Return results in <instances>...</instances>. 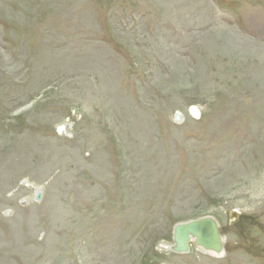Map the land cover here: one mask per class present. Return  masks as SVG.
Instances as JSON below:
<instances>
[{
  "label": "rangeland",
  "instance_id": "obj_1",
  "mask_svg": "<svg viewBox=\"0 0 264 264\" xmlns=\"http://www.w3.org/2000/svg\"><path fill=\"white\" fill-rule=\"evenodd\" d=\"M0 264H264V0H0Z\"/></svg>",
  "mask_w": 264,
  "mask_h": 264
},
{
  "label": "water",
  "instance_id": "obj_2",
  "mask_svg": "<svg viewBox=\"0 0 264 264\" xmlns=\"http://www.w3.org/2000/svg\"><path fill=\"white\" fill-rule=\"evenodd\" d=\"M179 120V115L176 116ZM239 218L237 211L229 213V224H234ZM194 242L197 247L206 251L222 252L223 239L219 225L213 218H203L185 224H179L174 231V251L187 253L189 243Z\"/></svg>",
  "mask_w": 264,
  "mask_h": 264
},
{
  "label": "bare ground",
  "instance_id": "obj_3",
  "mask_svg": "<svg viewBox=\"0 0 264 264\" xmlns=\"http://www.w3.org/2000/svg\"><path fill=\"white\" fill-rule=\"evenodd\" d=\"M191 111H192V114H193V116H195V118L197 117V115L199 114L198 113V111L196 110V109H191ZM180 117V116H179ZM65 128V127H64ZM239 215V214H238ZM185 224V223H184ZM223 239V238H222ZM224 241V240H223ZM192 242H190L189 243V247H190V244H191ZM208 252H211V253H213V254H215V255H219V256H222L223 254H224V252H225V250H224V246H223V249H222V252H220V253H216V252H214V251H208Z\"/></svg>",
  "mask_w": 264,
  "mask_h": 264
}]
</instances>
